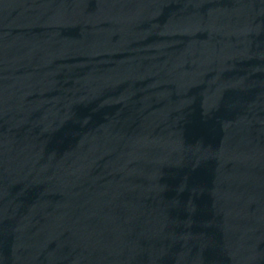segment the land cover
Masks as SVG:
<instances>
[{
    "label": "water",
    "instance_id": "1",
    "mask_svg": "<svg viewBox=\"0 0 264 264\" xmlns=\"http://www.w3.org/2000/svg\"><path fill=\"white\" fill-rule=\"evenodd\" d=\"M0 264H264V0H0Z\"/></svg>",
    "mask_w": 264,
    "mask_h": 264
}]
</instances>
